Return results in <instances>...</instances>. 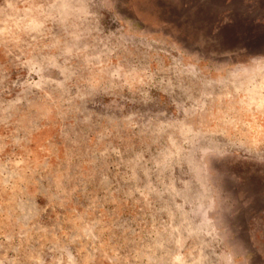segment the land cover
<instances>
[{"label": "rangeland", "instance_id": "obj_1", "mask_svg": "<svg viewBox=\"0 0 264 264\" xmlns=\"http://www.w3.org/2000/svg\"><path fill=\"white\" fill-rule=\"evenodd\" d=\"M0 264H264V0H0Z\"/></svg>", "mask_w": 264, "mask_h": 264}]
</instances>
